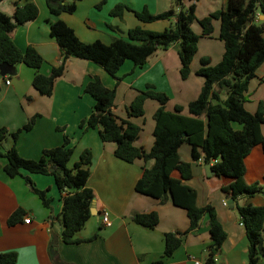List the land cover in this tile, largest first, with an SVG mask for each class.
<instances>
[{"label": "crops", "instance_id": "obj_1", "mask_svg": "<svg viewBox=\"0 0 264 264\" xmlns=\"http://www.w3.org/2000/svg\"><path fill=\"white\" fill-rule=\"evenodd\" d=\"M34 1L39 6L38 16L19 24L13 31V37L21 48L33 45L42 53L45 61L40 69L45 73L50 72L53 65H58L62 58L61 47L50 34V23L55 19H64L83 40L101 39L107 43L116 34V28L120 33L127 34L128 29L136 25L162 30L171 23L170 19L142 21L134 10L147 6L152 12H161L171 7L172 0H77L74 12H62L59 15L50 11L47 0ZM21 2L2 0L0 11L13 15L16 4ZM118 2L129 6L124 8L121 16L111 13ZM226 3L227 0H198L197 16L201 18ZM259 17L262 18L261 13ZM213 23V36L200 38L191 73L185 79L181 76L182 63L175 44L168 48H158L144 66L136 67L133 71L132 60H126L118 72L122 76L119 83L102 65L72 56L67 60L64 73L57 77L51 95L41 94L33 85L36 69L26 63L10 65L4 74L0 67V125L16 130L31 116L38 114L34 126L23 130L17 142L22 155L39 157L44 148L61 144L65 132L71 137V144L75 148L71 164L79 159L85 149H91L93 157L88 185L95 191L92 203L95 210L77 235L88 238L97 233L90 240L65 242L61 236L62 225L58 224L61 222L63 199L54 176L28 170L10 176L4 169L6 159L0 156V252L17 250L18 259L14 264H58L56 258L75 264H155L161 258L165 249V232L188 228L190 218L187 210L175 204L171 197L160 200L136 190L135 185L143 166L151 165L153 160L146 162L144 158L137 157L134 161H127L120 158L115 153L117 143L103 140L99 127L85 129L80 126L81 120L90 114L94 106V97L85 90V85L92 75L97 74L108 86H116L114 110L122 117H127V106L139 89L145 88L148 83L170 94L168 109L173 110L176 104H182L183 112L190 114L188 104L199 95L205 80L197 72L199 59L201 61L202 56L209 55L215 64L222 59L225 50V46H222L224 41L219 38V49L213 52L215 42L211 39L218 38L221 22L216 18ZM192 26L196 32H202L198 19ZM194 73L199 75L196 82L189 80L196 77ZM7 78L11 80L10 83L6 82ZM263 78L264 62L258 67L247 91H254L250 94V102L246 101V107L252 112L258 109L261 100L264 102ZM151 99L155 98L145 101L144 116L131 117L142 125L135 143L146 149H150L154 143L156 122L153 114L160 105L157 99L155 102ZM60 127H64V130ZM12 142L10 136L5 145L9 147ZM179 151L183 159L192 162L193 175L186 182L197 189L198 203L213 204L227 230V238L216 254L219 261L223 264H248L249 241L246 229L240 221L235 200L233 205L225 203L231 197L226 196L222 190L223 178L216 172L207 174L206 162L203 158L194 159L190 143H182ZM250 163L253 164L254 175L264 184V156L259 148H256ZM26 175L30 176L35 186L49 189L51 207L44 205L32 190V183L28 182ZM241 202L264 204V188L261 192L241 198ZM19 207L24 208V216L10 223L9 216ZM151 210L159 213L156 226H145L133 219L135 211ZM105 211L109 213L108 222L103 221ZM28 216L30 222L25 221ZM211 240L208 215H205L200 228L188 233L166 264H196V259L201 260L199 264H207ZM261 261L264 263V253Z\"/></svg>", "mask_w": 264, "mask_h": 264}, {"label": "trees", "instance_id": "obj_2", "mask_svg": "<svg viewBox=\"0 0 264 264\" xmlns=\"http://www.w3.org/2000/svg\"><path fill=\"white\" fill-rule=\"evenodd\" d=\"M197 1L172 0L170 8L157 13L147 6L135 9L142 21L170 19L171 23L162 30L136 25L129 28L127 34L120 33L116 28V34L108 43L101 39L83 40L64 19H55L50 23V34L59 43L62 58L58 65H53L50 72L45 73L40 69L45 61L42 53L33 45L21 48L13 37V31L19 24L39 14V6L34 0H22L16 4L13 15L0 11V64L15 66L24 62L35 68L33 85L41 94L51 95L57 77L64 73L67 60L72 56L102 65L119 83L122 76L118 72L126 60H132L133 71L136 67L144 66L158 48L175 44L179 46L181 76L187 78L200 38L213 36V21L220 19L218 37L224 41L223 57L215 64L211 62V56L201 57L197 72L205 80L199 95L188 104L190 114L183 112L182 104H176L173 110L168 109L169 94L148 83L145 88L139 89L127 106V117H122L114 110L117 87L108 86L99 75L94 74L85 85V90L94 97V106L90 114L81 120L80 126L85 129L99 127L103 140L117 143L115 153L120 158L127 161H134L137 157L144 158L146 162L153 160L151 165L143 166L136 190L160 200H164L165 191H169L174 203L187 210L190 218L188 228L165 232V249L155 264H166L188 233L200 228L205 215H208L212 237L206 263L223 264L216 261L214 256L220 252L228 233L215 206L210 203L200 205L197 189L186 182L193 175V168L192 162L183 159L180 154L179 148L184 142L191 144L194 159L203 158L211 163L216 174L224 180L221 186L224 194L234 198L249 241L248 264H264L261 261L264 253V204L241 202V198L261 192L264 188L250 163L256 148L264 156V102H259L255 112L246 107L250 81L264 62V18L259 17L260 13L264 14V0H227L226 5L201 18L196 12ZM47 3L55 15L74 12L77 7V0H47ZM124 8L129 6L118 2L111 13L121 16ZM196 19L202 26L201 33L192 26ZM148 98L160 102L153 114L155 138L150 149L135 143L142 125L131 119L133 116H144ZM37 115L31 116L16 130L0 125V156L6 159L4 169L10 176L23 174L22 170L52 174L62 193L60 220L63 240L71 243L93 239L97 233L88 238L77 235L93 215L91 209L95 191L88 185L93 153L91 149H85L79 159L71 164L75 148L71 144V137L65 132L61 144L44 148L39 157L22 155L17 140L23 130L34 126ZM60 128L64 130V127ZM10 136L13 142L8 147L5 141ZM26 179L32 183V189L44 205L51 207L49 189L35 186L29 175H26ZM24 214V208L19 207L12 212L8 221L14 223ZM133 219L154 227L159 221V213L157 210L135 211ZM17 259L18 251L15 249L0 252V264H14ZM55 260L58 264H75L60 258Z\"/></svg>", "mask_w": 264, "mask_h": 264}, {"label": "water", "instance_id": "obj_3", "mask_svg": "<svg viewBox=\"0 0 264 264\" xmlns=\"http://www.w3.org/2000/svg\"><path fill=\"white\" fill-rule=\"evenodd\" d=\"M261 16H262V18H264V14H261ZM9 66H10V64H8V63H2V64H0V67H1V72L4 74V73H6L7 71H8V69H9ZM205 168H206V172H207V174H213V173H215L216 171L213 169V167H212V165H211V163L210 162H206L205 163ZM173 198L172 197V194L169 192V191H165V198L166 199H169V198ZM227 203H229V204H231V205H233L234 204V198H229L228 200H227ZM92 212H94V210H95V207L94 206H92ZM58 224L61 226L62 225V223L61 222H58Z\"/></svg>", "mask_w": 264, "mask_h": 264}, {"label": "rangeland", "instance_id": "obj_4", "mask_svg": "<svg viewBox=\"0 0 264 264\" xmlns=\"http://www.w3.org/2000/svg\"><path fill=\"white\" fill-rule=\"evenodd\" d=\"M201 5L202 6H204V4H203V2L201 3ZM195 23H197V22H195ZM211 40H213V42H215L214 43V49H213V52L215 53L218 49H219V44H218V40H220L219 39V37L218 38H215V39H211ZM217 40V41H216ZM221 42H223V41H221ZM224 45V43H222V46ZM179 48V46H176V49H178ZM199 59V58H198ZM199 62H200V59H199ZM195 74V73H194ZM199 74V73H198ZM196 75V77H192L191 79H189L190 81H194V82H196L197 81V76H199V75H197V74H195ZM201 75V74H200ZM203 76V75H202ZM181 78V77H180ZM183 78V77H182ZM185 79V78H184ZM171 89V88H170ZM254 91H251L250 93L248 92L247 93V100L246 101H249L250 102V94H252ZM169 94V93H168ZM170 95V94H169ZM150 101H154L155 102V99H151ZM145 109H146V107H145ZM149 118H150V113H149ZM145 133H147V131H145ZM20 135H21V133H20ZM19 138H20V136H19ZM19 138H18V140H17V142L19 141ZM11 139H12V137H11ZM185 144H189L188 142H185ZM29 185V184H28ZM33 190V189H32ZM34 191V190H33Z\"/></svg>", "mask_w": 264, "mask_h": 264}, {"label": "built area", "instance_id": "obj_5", "mask_svg": "<svg viewBox=\"0 0 264 264\" xmlns=\"http://www.w3.org/2000/svg\"><path fill=\"white\" fill-rule=\"evenodd\" d=\"M6 82H7V83H10L11 80H10L9 78H7V79H6ZM225 203H227L226 200H225ZM109 219H110V217H109V213H108L107 211H105V213H104V215H103V221H104V222H108ZM30 220H31L30 216H28V217L25 218V221H26V222H30ZM241 223H242V222H241ZM242 224H243V223H242ZM214 257H215V260H216V261H219V257H218L216 254H215ZM195 262H196V264H199V263H201V260H200V259H196Z\"/></svg>", "mask_w": 264, "mask_h": 264}]
</instances>
